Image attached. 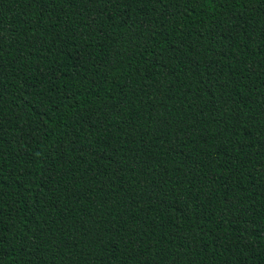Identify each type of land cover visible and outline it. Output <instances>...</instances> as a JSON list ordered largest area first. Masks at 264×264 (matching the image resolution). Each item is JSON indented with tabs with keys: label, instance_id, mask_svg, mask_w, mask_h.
Wrapping results in <instances>:
<instances>
[{
	"label": "trees",
	"instance_id": "1",
	"mask_svg": "<svg viewBox=\"0 0 264 264\" xmlns=\"http://www.w3.org/2000/svg\"><path fill=\"white\" fill-rule=\"evenodd\" d=\"M0 264H264V0H0Z\"/></svg>",
	"mask_w": 264,
	"mask_h": 264
}]
</instances>
